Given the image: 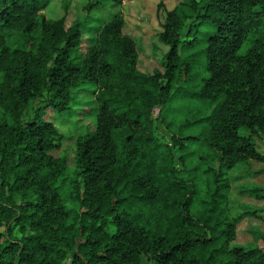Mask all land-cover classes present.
Listing matches in <instances>:
<instances>
[{"label":"trees","instance_id":"obj_1","mask_svg":"<svg viewBox=\"0 0 264 264\" xmlns=\"http://www.w3.org/2000/svg\"><path fill=\"white\" fill-rule=\"evenodd\" d=\"M51 1L0 0V264H264L236 243L248 211L223 206L226 171L264 161V0H161L155 37L169 50L152 74L128 16H93L122 0H66L57 20ZM183 98L203 108L178 131L199 129L170 142L202 139L218 168L152 137V110ZM47 113L83 116L86 132L66 136Z\"/></svg>","mask_w":264,"mask_h":264},{"label":"rangeland","instance_id":"obj_2","mask_svg":"<svg viewBox=\"0 0 264 264\" xmlns=\"http://www.w3.org/2000/svg\"><path fill=\"white\" fill-rule=\"evenodd\" d=\"M66 0H52L47 15L52 20H57L64 15L63 3ZM161 0H122L119 7H113L110 3L99 6L93 13L101 25H104L115 17L128 16V21L124 33L132 36L138 43V69L142 73L152 74L154 70L163 72L162 64L165 61L169 48L156 39V34L160 30L159 23L164 20L163 15L158 12V4ZM169 9L175 6L178 0H163ZM82 2H86L82 0ZM142 15L138 20L135 17ZM72 17H70L71 19ZM134 19V20H133ZM98 24V23H95ZM140 27V28H137ZM204 30H200L196 36L200 40L204 39ZM8 45L16 44L23 46L22 40L14 34L6 37ZM203 44L199 43L193 50L180 46L179 52L183 58L193 52L201 50ZM205 61L199 60L196 71H203ZM203 106L199 101L191 99H180L172 101L164 107L154 108L151 112L152 137L161 143H168L175 136L180 139L187 135L197 134L199 127L185 128L178 131L179 125L186 118H191L192 112L201 110ZM45 120L53 121L55 126L66 136L76 133L86 132L87 125L83 116L75 114H49ZM256 151L264 157V136L256 137ZM171 144V142H170ZM185 151H177L172 146L176 157L180 154H188L187 163L191 166L201 163V157H206L211 167L218 168L221 165L218 158L213 159V151L203 141L183 140ZM68 145L67 147H69ZM204 168V166H202ZM226 177L230 187L226 195L223 206L229 209L232 217L248 211L249 214L238 224V235L236 243L244 246H257L264 251V198L256 197V194L248 192L255 187L264 188V161H251L249 165H240L233 170L226 171ZM260 195V194H259ZM222 204V203H221Z\"/></svg>","mask_w":264,"mask_h":264}]
</instances>
